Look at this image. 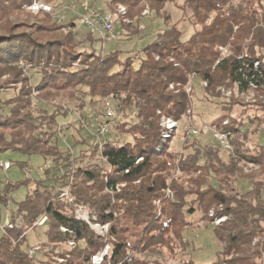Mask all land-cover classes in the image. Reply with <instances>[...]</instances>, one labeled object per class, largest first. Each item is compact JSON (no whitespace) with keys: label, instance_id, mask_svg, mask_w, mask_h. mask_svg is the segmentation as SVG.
Wrapping results in <instances>:
<instances>
[{"label":"trees","instance_id":"obj_1","mask_svg":"<svg viewBox=\"0 0 264 264\" xmlns=\"http://www.w3.org/2000/svg\"><path fill=\"white\" fill-rule=\"evenodd\" d=\"M32 1L0 0V91L18 89L14 97L5 102L0 99V105L9 108L7 114H0V154L39 155L49 170L41 173L43 166L38 167L39 180L25 172L24 181L3 183L0 220L7 214V220L18 216L23 223L6 233L0 230V264H92L93 256L107 244H111V252L103 264H146L134 259L133 253L151 254L158 247H172L171 237L182 236L193 224L189 217L197 212L202 213V220L209 219L208 224H214L211 217L227 218L214 224L222 250L209 264H255L259 253L253 243L264 231V185L255 172H244V167L254 165L264 172V143L249 145L244 127L247 122L264 124V15L260 18L248 8H235L229 0H187L184 10L190 11L200 28L184 39L182 30L169 24L170 14L159 12L173 0H110L113 11L120 4L125 6L126 13L119 21L125 30L133 31L132 37L143 32L132 27L142 18L143 2L166 24L141 51H128L122 59L121 49L110 53L94 49V43L100 42L102 48L104 43L92 33L86 38L91 50H79L81 41L63 33V26L47 13H39L43 16L40 24L34 23L30 32L18 30L23 22L13 23L10 18L19 17L22 6ZM261 4L264 7V0ZM210 13H216L211 21ZM227 46L230 55L223 56L220 47ZM20 61L39 71L38 83L32 84L30 75L17 66ZM4 76L7 79L3 80ZM195 78L204 87L202 98H221L222 87L233 90L221 115L210 123L213 128L232 132L235 150L228 161L222 158L220 146L212 142L202 145L186 133L175 149H170V140L163 142V117L180 122L189 111L193 114ZM83 88L92 98L118 97L121 107L110 122L101 151L97 135L89 134L91 153L86 155L87 162L72 172L70 182L58 167L68 173L74 161L82 162V158L71 148L61 149L53 130L58 127L57 134L61 132L63 127L57 124L61 115L74 114L70 124L80 132L87 129L89 120L77 116L71 107H57L49 113L37 110L33 102L50 101L60 92H67L77 102ZM250 92L253 101L245 102L241 94ZM237 105L255 108L261 115L244 117V111L234 117ZM127 111L135 113V122L122 121ZM225 120L227 125H223ZM111 130L129 135L130 140L121 141L117 135L110 138ZM101 158L105 162L101 163ZM11 163L13 168L16 164ZM18 164L22 171L30 168L28 162ZM238 180H250L251 190L238 188ZM118 184H125L120 192H116ZM68 185L72 202L61 197V190ZM22 186L32 187L16 209H11L12 195ZM107 187L113 189V196ZM168 189L172 198L165 194ZM157 200L163 219L157 217ZM81 206L96 215L91 217L93 223L110 225L106 242L87 222L77 219L76 210ZM211 210L214 214L209 216ZM44 215L46 225L36 226ZM38 230L45 240L31 246L28 234ZM183 245L186 250L188 244ZM39 246L29 256V248ZM155 264L163 262L157 259ZM184 264L196 263L191 259Z\"/></svg>","mask_w":264,"mask_h":264},{"label":"rangeland","instance_id":"obj_2","mask_svg":"<svg viewBox=\"0 0 264 264\" xmlns=\"http://www.w3.org/2000/svg\"><path fill=\"white\" fill-rule=\"evenodd\" d=\"M46 3H49L55 8V12L53 14H48L51 16V18L58 24H60L62 27L61 31L65 34L71 33L74 35V37L77 40L81 41V44L79 46V50H91L90 42L86 40L87 35L90 33L87 27L83 24V22L80 20L79 15H83L85 12L83 11L84 2H88L89 7L92 10H100L102 12H109L112 13L114 18V25L117 33V39L113 42L107 43L106 45H103L100 42H96L93 44V48L96 49L98 52L103 49L104 53H110L112 51H115L117 49H121L123 51L121 58H126L127 55L130 54L128 51H141L149 42L152 41V39L155 37L156 33L160 30H162L166 24L163 20L158 19L156 15H154V10L151 8L149 3H142L143 4V13L142 18L134 21L133 26H137L140 31H143L138 36H130V33H133L132 30L128 29L125 30L123 26L120 25V16H123L122 14L118 13L119 6L124 5H118L116 7V11H113L111 8V5L109 4L110 0H51V2H47V0H42ZM187 0H173L170 3L164 4V6L159 11L160 14L163 13L165 15L170 14V22L169 24H175L180 28L184 34L183 38L188 39L196 29H199L200 27L197 26L194 22V20L190 17L191 13L188 10H184V4ZM229 4L234 5L235 8H239V6L242 9L248 8L250 11L256 12L257 15L261 18L262 14L264 15V7L261 4V0H229ZM216 13H210L209 21H211ZM125 15V14H124ZM43 16L39 13H31L28 10V4H25L22 6V13L19 17H12L10 18L13 23H19L23 22L21 28H18V30L21 31H28L30 32V27L34 23L40 24V19ZM62 17V19L58 18ZM126 24L128 25L130 21L125 20ZM131 24V23H130ZM72 25V26H71ZM264 27V26H263ZM125 30V31H124ZM96 38H99L98 34L92 33ZM229 46L227 48L220 47V50L223 54V56L230 55ZM103 53V52H102ZM132 53V52H131ZM20 64V63H19ZM19 64H17L18 67ZM22 69V68H21ZM23 70V69H22ZM26 73L23 70V73L29 74L31 78V83L36 84L40 80V74L39 71L36 69H29ZM193 77V76H192ZM3 80L7 79V76H4L2 78ZM193 86L195 88L194 96L192 97V103H193V114L190 116L189 113L186 114V116L178 122V126L175 127L174 131L170 133L169 137H167L163 142L167 144L168 140H170V149H175V147L178 146L180 140L184 138V134H187V131L191 126L195 127L199 133L197 135L191 136V140H197L202 145L206 143H214L216 146H220L221 148V156L225 161L229 160L230 154L234 156V152L231 153L219 143L217 139H215V136L211 129L213 127L210 126L211 121L221 115V108L225 103L228 101V99L233 95L231 89L229 88H219L221 98H202L204 96V87L202 86V82L195 78L193 80ZM21 85L18 84V87ZM172 87V86H171ZM82 93L79 95V100L75 102L72 101L69 98V95L67 92H60L57 93L56 96L50 101H44V100H34L33 104L37 110H47L49 113H52L57 107H71L75 112L77 116H81L83 120H93L95 116L99 115V118L101 120H104V117L101 116V112H104L103 110V104L104 101L99 98H92L88 95L86 89H81ZM189 92V88L187 89ZM84 92V93H83ZM253 95L254 93L250 92ZM18 94L17 87H10V88H4L0 91V99L2 102H5L6 100L14 97ZM33 94H36L33 93ZM114 99V105L115 110L121 107V102L118 97L109 96L107 99ZM241 98L245 102H252L253 98L248 99L247 97ZM83 104V108H79L78 105ZM9 108L5 105H0V114H7ZM247 112L244 114V117L246 116H255V115H261L260 112H257L255 108H248L246 106L237 105L234 107L233 110V116L238 117L241 115L242 112ZM118 114V112H117ZM126 117L122 119V121H126L129 123L135 122L136 119H134V112L127 111ZM76 116L74 114H69L68 116L61 115L57 118V124L59 127H63L61 132L57 134L58 127L54 128L53 132H55L56 141L59 145V147L63 150L72 149L74 154L78 157V155L82 158V162L79 160H75V168L74 170H78L83 163L87 162L88 158L86 157L87 154L91 153L93 142L90 138L89 134L92 133L89 132L86 128L80 132L76 130V127H73L70 123L75 120ZM78 119V118H77ZM167 117H163L161 121V126L164 127L166 125ZM81 122V120H80ZM112 122V120L110 121ZM112 126V123H111ZM165 130L162 132V138H164V133L166 131V127H164ZM244 130H246L248 133V144L251 146H254L256 144H263L264 143V124H261L259 122L255 123H246ZM112 131V130H111ZM118 136V138L121 139V141L130 140V136L126 134H121L117 130H114L111 132V137ZM109 138V137H108ZM77 142V143H76ZM81 142V143H80ZM235 150V148H234ZM189 152V151H188ZM0 157L2 160H11L16 165L11 169H9L6 172H3L0 170V189L3 188V183L6 181L11 182H22L25 179V170L22 171L18 163H29V167L31 170L29 171V174L33 175L34 180H39L42 178V176L39 174L37 168L40 166H43L45 163V160L43 157L39 155H34L31 157H28L23 154L15 153L8 151L6 153L0 154ZM79 158V159H80ZM87 158V159H86ZM96 162V159L93 160ZM101 162L102 160L99 159ZM104 162V161H102ZM101 162V163H102ZM244 172H255V178L260 179L263 182L264 185V172L262 169H260L258 166L250 165L244 167ZM213 184L215 186H218V183L213 180ZM236 186L240 188L242 191H249L252 188V182L250 180H238L236 183ZM32 186L26 187L22 186L16 193L12 195L13 197V203L11 204V209H16L17 203L23 201L27 195L28 192H30ZM125 187V184L123 185ZM121 187V189L123 188ZM120 192V191H119ZM110 195H114V192H108ZM171 191L168 189L165 191V194L169 197H171ZM173 194V193H172ZM156 209H157V217L159 219H163L165 217V214L163 213L161 209V203L160 200L156 201ZM84 211L82 213V216L88 217L89 219V225L93 229V231L100 236L101 240H104L106 242L108 232L110 230L105 229L103 226L99 227L100 225H96L98 223H93L91 220V217H95L96 215L94 213H91L89 208L87 206H83ZM214 213L211 210L209 213V216H212ZM8 215L4 214L2 217V224H5L7 221ZM41 219V218H40ZM39 219V220H40ZM189 219L193 222L191 226H188L184 229L183 235L179 237H171V244L172 247H158L156 251L153 253H133L135 254L134 259H139L141 262H145L146 264H155L157 259H160L163 264H184V262L193 260L196 264H209L216 260L217 253L222 250V244L217 240L214 234V224L218 225L222 222H224L227 218L223 217L221 219L212 218L214 224H208L209 219L202 220V213L197 212L195 215L190 216ZM39 220L36 222V226L42 227L41 225H37ZM264 227V224H263ZM264 229V228H263ZM0 234L1 231H0ZM41 235V236H40ZM45 240V235L42 233V230L32 231L28 234V243L32 245H37L38 242ZM188 242V243H187ZM183 244H188V248L185 250V247ZM257 245L259 257H257L255 264H264V231L260 234L259 237H257L254 240L253 246ZM73 247V246H71ZM106 248H109V251L111 252V244H107L103 250ZM35 249L36 251L40 249L39 247H32L29 248V256L30 251ZM57 261H60L62 259L56 258ZM55 259V260H56ZM131 259H129L130 261Z\"/></svg>","mask_w":264,"mask_h":264},{"label":"built area","instance_id":"obj_3","mask_svg":"<svg viewBox=\"0 0 264 264\" xmlns=\"http://www.w3.org/2000/svg\"><path fill=\"white\" fill-rule=\"evenodd\" d=\"M84 6H83V11L85 12L83 15H79L80 20L83 22V24L87 27V29L89 30L90 33H94V34H98L99 38L103 41L104 44L106 43H110L113 42L117 39V33H116V29H115V25H114V18L112 13L109 12H102L100 10H92L89 7L88 2H84ZM28 10L31 13H47V14H53L55 12V8L50 5L49 3H46L42 0H33L31 4L28 5ZM118 13L124 15L126 13V8L123 6H119L118 8ZM59 19L62 17H58ZM19 66L20 68H22L26 73L28 72L27 70H29V65L25 64L23 61L19 62ZM256 66H258V63L255 64ZM194 77V75H193ZM253 86V85H252ZM191 90V88H189V91ZM251 94V93H249ZM249 94H245L242 93L241 96L247 97L248 99H252L253 95H249ZM253 100V99H252ZM103 110L104 112H102L103 114H101V116L104 117V120H101L99 118V115L95 116V118L93 120H89L87 122V129L89 130L90 133L92 134H96L97 138L99 139V150H102V147L104 146V137L109 133L110 131V121L113 120L116 115H117V109L115 110V105H114V99L113 98H109L106 99L104 101L103 104ZM228 124V120H225L223 125H227ZM178 126V122L168 118L166 120V125L164 127H166V131L164 133V138L166 139L167 137H169L170 133L174 131L175 127ZM211 131L213 132L215 139H217L219 141V143L223 146V148H225L226 150H228L229 152L233 153L234 152V145L232 143V132L231 131H223L219 128H212ZM199 133V131L191 126L188 130H187V134L189 136H194L197 135ZM103 141H102V139ZM102 161L105 162V159H102ZM141 160V158L139 159ZM12 167V163L10 160H2L0 157V170H2L3 172L8 171L9 169H11ZM75 163L72 164L71 169L72 171L68 172L62 168L58 167V172L61 174H67V176H69L70 178V182H72V172H74L75 168ZM25 172L30 173L29 171L31 170L30 168H25L24 169ZM49 168L47 166H43L39 168V171L45 172L48 171ZM52 170V169H51ZM108 171L111 172V167L108 165ZM124 184H118L116 186V192H119L121 190V187H123ZM70 188L71 185L66 186L64 189H62V193H61V197L64 199H68L69 202H72V199L70 197ZM107 192H113L112 188H106ZM171 197H173V194L171 193ZM3 206H0V212L2 211ZM84 211V208L78 207V209L76 210V216L77 219L79 220H83L87 223H89V219L88 217H84L82 216V213ZM48 221V218L46 215L42 216L41 219L39 220V222L37 223V225H46ZM22 219L18 216H15V220L12 221L11 219L7 220L5 224L1 223L0 220V230H2L4 233H6V230H12L15 228L16 225L21 226L22 225ZM96 225H100V224H96ZM103 226L105 229L109 230V224H105V225H100L99 227ZM62 230L64 232L67 231L66 228H62ZM70 246H74V242H69ZM36 250L33 249L30 251V256H33V254H35ZM110 254L109 248H106L105 250H103L100 253H97L93 256L92 258V264H103L104 259L106 256H108Z\"/></svg>","mask_w":264,"mask_h":264}]
</instances>
